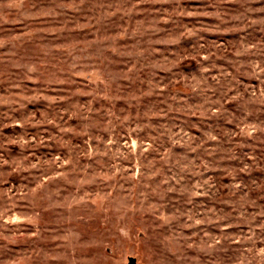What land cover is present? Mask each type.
I'll return each instance as SVG.
<instances>
[{"label":"rangeland","instance_id":"obj_1","mask_svg":"<svg viewBox=\"0 0 264 264\" xmlns=\"http://www.w3.org/2000/svg\"><path fill=\"white\" fill-rule=\"evenodd\" d=\"M0 264H264V0H0Z\"/></svg>","mask_w":264,"mask_h":264}]
</instances>
